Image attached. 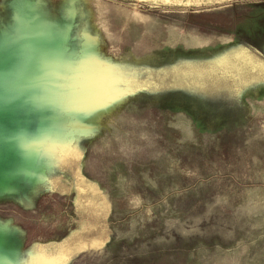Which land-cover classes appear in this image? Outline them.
I'll use <instances>...</instances> for the list:
<instances>
[{
    "label": "rangeland",
    "instance_id": "374dc122",
    "mask_svg": "<svg viewBox=\"0 0 264 264\" xmlns=\"http://www.w3.org/2000/svg\"><path fill=\"white\" fill-rule=\"evenodd\" d=\"M198 1L0 0V29L72 25L119 91L77 110L85 58L64 103L83 135L33 197L0 198L21 264H264V0Z\"/></svg>",
    "mask_w": 264,
    "mask_h": 264
},
{
    "label": "bare ground",
    "instance_id": "6f19581e",
    "mask_svg": "<svg viewBox=\"0 0 264 264\" xmlns=\"http://www.w3.org/2000/svg\"><path fill=\"white\" fill-rule=\"evenodd\" d=\"M205 2L206 0H199L198 4ZM70 15L72 17L74 16L72 11ZM18 21L17 29L19 37L25 42L24 45L31 47L34 53L38 52V61L35 57L31 60L35 64L39 63L37 66L38 69L35 70L38 72L37 76L47 78V71L50 72L53 70V72H56V77H52V75L48 77L50 81L53 79V83L45 90V104L52 107L50 108L55 117L59 113H67L64 109V103L66 94L70 90L66 92L65 88L71 79L72 82H75V78L80 80L81 66L88 56L91 58H88L84 64L85 76L82 79L81 97L77 103V110H80V112H96L106 109V112L108 105L114 100H117L119 91L113 86L117 79L115 69L97 58L90 51L89 43L86 45L87 48L84 46L81 55L74 61L71 57L63 53L61 45L68 29L52 26L48 21L40 20L37 17L20 15ZM9 41L11 40L8 38H2L3 43L7 42L4 44L7 47L11 46ZM3 51L5 49L1 50V52ZM69 117H72V119L75 118L74 114L71 113ZM48 126L52 127L54 133L51 144L46 148H37L34 154L27 157L22 166L25 173L24 171L20 172V176L22 177L25 174L27 182L31 184H35L39 180L43 169L50 168L59 162L58 152L66 145V141L71 137L72 133L82 134L77 129L74 131L61 129L62 126L56 118ZM94 131L96 129L92 130L89 134H92ZM12 191L13 188L10 182L7 179H0V194ZM0 243L7 245L5 264H21V254L12 237L4 229H0Z\"/></svg>",
    "mask_w": 264,
    "mask_h": 264
},
{
    "label": "flooded vegetation",
    "instance_id": "af4514ba",
    "mask_svg": "<svg viewBox=\"0 0 264 264\" xmlns=\"http://www.w3.org/2000/svg\"><path fill=\"white\" fill-rule=\"evenodd\" d=\"M9 19L13 25L16 24L15 17ZM3 20L6 22V19ZM10 21L2 24L0 38L17 36L16 30L6 28L12 25ZM75 33V30L69 33L67 45L63 47L64 53L69 57H73L70 45L75 40ZM2 49L3 46H0V53ZM32 52L25 45L15 48L10 60L0 65V179H7L13 188L12 192L0 194V198L4 199L20 197L17 195L20 186H30L24 197H33L39 184L31 186L25 174L20 176L21 171L25 173L23 162L37 148L49 147L54 137L52 127L48 125L56 117L52 107L45 104V90L53 83V79H47L46 83L45 78L37 76L34 71L38 69L39 63L31 61L34 58ZM36 58L38 61V52ZM45 131L48 138L44 137ZM9 235L17 244L18 239L10 233ZM6 246L5 243H0V264L6 262Z\"/></svg>",
    "mask_w": 264,
    "mask_h": 264
},
{
    "label": "water",
    "instance_id": "95a60500",
    "mask_svg": "<svg viewBox=\"0 0 264 264\" xmlns=\"http://www.w3.org/2000/svg\"><path fill=\"white\" fill-rule=\"evenodd\" d=\"M73 12V11H72ZM18 15L15 17V22H16V24L12 27L13 28V30H16V32H17V36H14V37H5V38H8V39H10L11 41H9V43L11 44V46L10 47H7L6 45H4L5 43H7V42H5V43H3L2 42V38H0V46H3V49H4V47H5V51H3L2 53H0V65L1 64H4L5 62H7V61H9L10 60V58H11V55H12V52L14 53V50H15V48H18V47H22L23 45H24V40L22 39V38H20L19 37V32H18V24H19V21H18V18H19V16L21 15L20 13H17ZM73 14H74V12H73ZM28 14H24V16H27ZM29 17H37L38 19H40V20H45V21H48L52 26H56V27H58V28H66V29H68V31H67V33H66V35L64 36V39L62 40V42H61V45H62V49H63V46H64V44H66L67 42V40H68V37H69V33L71 32V30L73 29V26L72 25H68L67 27H62L60 24H58L56 21H54V20H51V19H49V18H45V17H40V16H36V15H34V16H29ZM70 19L72 20V22H74L75 21V19H76V17H70ZM27 46V45H26ZM83 46H86L85 44H83ZM28 47V46H27ZM28 48H30V49H32L31 47H28ZM2 49V50H3ZM32 51H33V49H32ZM83 51V50H82ZM63 53H64V51H63ZM35 54V55H34ZM65 54V53H64ZM32 56L33 57H35L36 58V53H34V51L32 52ZM73 56V55H72ZM72 58V60H76V58L77 57H71ZM36 60H37V58H36ZM4 66V65H3ZM35 73L37 72V71H34ZM37 74H38V72H37ZM50 75H52V77H56V72H53V70L52 71H47V78L45 77V80H46V83L48 82V77L50 76ZM57 117H56V119H58V122H59V124H61V126H62V129H64V130H70V131H72L71 129V127H70V123H71V118L69 117V115L67 114V113H59V114H57L56 115ZM76 133H72L71 134V136H74ZM52 168H54L53 166H52ZM52 168H47V169H43L42 170V172H41V174H40V178H41V176L43 175V173L44 172H47V173H49L50 171H51V169ZM40 178H39V180H40ZM39 180L35 183V184H31L30 183V185L31 186H35V185H37L38 184V182H39ZM0 229H3V228H0ZM7 233V232H6ZM18 244V243H17ZM17 244H15V245H17ZM18 249V251H19V253H20V250H19V248H17Z\"/></svg>",
    "mask_w": 264,
    "mask_h": 264
},
{
    "label": "trees",
    "instance_id": "16d2710c",
    "mask_svg": "<svg viewBox=\"0 0 264 264\" xmlns=\"http://www.w3.org/2000/svg\"><path fill=\"white\" fill-rule=\"evenodd\" d=\"M238 103L240 104V99H238ZM245 117H246V119H245L246 121H250V117L248 116V114ZM219 118L222 120V124H224L225 129L230 131L229 130V128H231V127H229L230 123L226 120L224 121V117H219Z\"/></svg>",
    "mask_w": 264,
    "mask_h": 264
},
{
    "label": "crops",
    "instance_id": "0c3cea01",
    "mask_svg": "<svg viewBox=\"0 0 264 264\" xmlns=\"http://www.w3.org/2000/svg\"><path fill=\"white\" fill-rule=\"evenodd\" d=\"M262 261V260H261Z\"/></svg>",
    "mask_w": 264,
    "mask_h": 264
}]
</instances>
